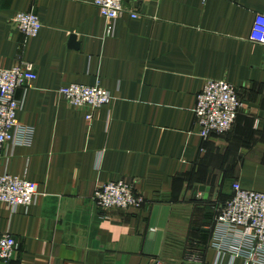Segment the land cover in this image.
<instances>
[{"label": "crops", "instance_id": "crops-1", "mask_svg": "<svg viewBox=\"0 0 264 264\" xmlns=\"http://www.w3.org/2000/svg\"><path fill=\"white\" fill-rule=\"evenodd\" d=\"M94 1L0 0V69L22 55L37 75L17 93L32 145L0 160L39 194L28 209L0 204V233L19 245L9 264H217L215 206L237 182L264 193V46L251 41L264 0H126L111 32ZM30 12L43 28L26 40L11 21ZM206 81L232 84L243 105L208 142L194 113ZM72 85L111 102L75 108L58 94ZM120 181L144 208L98 210L95 186Z\"/></svg>", "mask_w": 264, "mask_h": 264}, {"label": "built area", "instance_id": "built-area-1", "mask_svg": "<svg viewBox=\"0 0 264 264\" xmlns=\"http://www.w3.org/2000/svg\"><path fill=\"white\" fill-rule=\"evenodd\" d=\"M94 3L108 22L110 32L118 19L131 13L126 0H95ZM132 17L137 19L139 16L132 14ZM11 24L26 40L36 38L43 28L33 12L18 13ZM251 41L264 46V15L256 17ZM36 80L33 64L25 61L22 55L17 57L16 66L12 69H0V160L8 146L32 145L34 130L18 120L23 101L17 93L31 89ZM58 94L71 106L91 111L108 106L112 99L111 94L100 86L72 85L59 90ZM242 110V99L232 84L206 81L194 110L199 136L208 142L213 136L231 133ZM90 119L91 115L88 116ZM38 196L34 182L0 174V204L9 206L13 212L19 208H30ZM92 200L102 212L140 210L147 203L135 187L125 181L97 184ZM215 210L218 214L212 249L218 254L217 264H223L226 259L232 262L240 259L245 264H264V193L246 190L237 182L233 185L231 199L223 205H216ZM18 251L15 237L9 232L0 233V262L9 264Z\"/></svg>", "mask_w": 264, "mask_h": 264}, {"label": "water", "instance_id": "water-1", "mask_svg": "<svg viewBox=\"0 0 264 264\" xmlns=\"http://www.w3.org/2000/svg\"><path fill=\"white\" fill-rule=\"evenodd\" d=\"M75 40H76V38H75V37H73V38H72V43H73V44H75V42H76ZM206 192L208 193V192H209V190H207ZM206 198H207V196L205 197V199H206Z\"/></svg>", "mask_w": 264, "mask_h": 264}]
</instances>
